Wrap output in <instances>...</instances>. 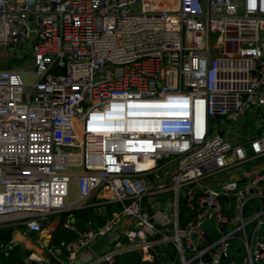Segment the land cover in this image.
<instances>
[{
	"label": "built area",
	"instance_id": "1",
	"mask_svg": "<svg viewBox=\"0 0 264 264\" xmlns=\"http://www.w3.org/2000/svg\"><path fill=\"white\" fill-rule=\"evenodd\" d=\"M26 47L32 71L0 68V230L43 249L98 197L93 264H264V172L217 178L264 157V0H0V49Z\"/></svg>",
	"mask_w": 264,
	"mask_h": 264
},
{
	"label": "crops",
	"instance_id": "2",
	"mask_svg": "<svg viewBox=\"0 0 264 264\" xmlns=\"http://www.w3.org/2000/svg\"><path fill=\"white\" fill-rule=\"evenodd\" d=\"M243 135V128L241 129ZM264 172V157L253 163L248 169H240L235 173H231L232 179H245L253 176L256 173ZM70 204V203H69ZM117 211V207L113 204H102L98 197H93L90 200L89 206L81 210H69L59 213H54L50 216V226L47 231L49 240L43 249L38 248L33 243L32 236H23L21 230L11 231V245L18 243L14 237H18L17 241L26 240L32 242L37 248L30 254L35 255L37 260L30 258V262L34 264H46L47 259L45 253L52 255L58 262L62 264H93L99 257L104 255L109 250L110 234L97 237L95 240H90L89 233L96 232L103 225H105L112 214ZM122 224V226H124ZM62 226L63 229L69 231V235L61 239L60 247L52 248V237L56 229ZM112 235V234H111ZM105 243L102 244L101 241ZM61 243H64L62 246ZM101 243L100 245H98Z\"/></svg>",
	"mask_w": 264,
	"mask_h": 264
},
{
	"label": "rangeland",
	"instance_id": "3",
	"mask_svg": "<svg viewBox=\"0 0 264 264\" xmlns=\"http://www.w3.org/2000/svg\"><path fill=\"white\" fill-rule=\"evenodd\" d=\"M137 8V7H136ZM32 66H33V57L29 53L28 48L26 47L24 50H20L15 53H9L5 49H0V68L6 69V70H20V71H32ZM32 77H25V82L30 83L32 81ZM261 116H264L261 114ZM251 120L252 122L248 123L249 126V132H253V124L258 122V119L255 116L247 115V120ZM209 128L211 131L216 130V131H221V130H228L230 129L231 132H236L240 131L241 125L240 124H231L228 121H225L224 119L217 118V119H210L209 120ZM252 164H246L244 166H241L239 168H235L232 172H237L239 169H248ZM229 174L231 173H222L217 176V178H226ZM76 189L75 185L72 184L69 192V196L67 199L68 203H73L76 200ZM172 198L171 193H167L164 195H161L157 197L156 203L158 205H166L170 202ZM228 230H232V227H228ZM45 235V240H44V245H47L48 240H49V235ZM15 240L19 245L20 251H21V256L23 259L24 264H34V262H30L28 259L30 254L37 248L32 242H28L26 240H20L21 242L17 241L18 237H14ZM102 244L105 242L102 240ZM99 243L98 245H100ZM233 254V251H232ZM241 256L234 255V259L236 260L237 263L244 257L243 252H241ZM233 258V256H232Z\"/></svg>",
	"mask_w": 264,
	"mask_h": 264
},
{
	"label": "trees",
	"instance_id": "4",
	"mask_svg": "<svg viewBox=\"0 0 264 264\" xmlns=\"http://www.w3.org/2000/svg\"><path fill=\"white\" fill-rule=\"evenodd\" d=\"M69 231L63 229L62 226H59L53 234L51 247L56 248L60 247L61 239L67 237ZM11 231L10 230H0V243L3 247L0 248V264H24L21 256V251L19 245H11ZM165 253L172 257L174 252L171 246L165 247ZM114 264H146L140 261L139 256L136 253H125L119 255L115 259Z\"/></svg>",
	"mask_w": 264,
	"mask_h": 264
},
{
	"label": "water",
	"instance_id": "5",
	"mask_svg": "<svg viewBox=\"0 0 264 264\" xmlns=\"http://www.w3.org/2000/svg\"><path fill=\"white\" fill-rule=\"evenodd\" d=\"M224 228H225V226L221 225V230H223ZM123 242H127V240L123 239ZM45 257L47 259L48 264H62V263L58 262L52 255H49L48 253H45Z\"/></svg>",
	"mask_w": 264,
	"mask_h": 264
},
{
	"label": "bare ground",
	"instance_id": "6",
	"mask_svg": "<svg viewBox=\"0 0 264 264\" xmlns=\"http://www.w3.org/2000/svg\"><path fill=\"white\" fill-rule=\"evenodd\" d=\"M31 258H32V259H36V256H35V255H33Z\"/></svg>",
	"mask_w": 264,
	"mask_h": 264
}]
</instances>
